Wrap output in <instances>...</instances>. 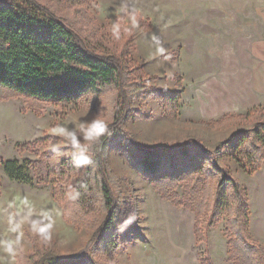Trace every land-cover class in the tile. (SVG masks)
<instances>
[{"label": "rangeland", "instance_id": "rangeland-1", "mask_svg": "<svg viewBox=\"0 0 264 264\" xmlns=\"http://www.w3.org/2000/svg\"><path fill=\"white\" fill-rule=\"evenodd\" d=\"M21 2L65 20L93 51L121 57L129 97L117 80L62 101L0 87V156L18 159L25 170L24 179L11 178L0 163V264H33L27 257L33 250L38 251L35 264L264 263L250 247L251 239L238 237L236 248L230 244L231 219L244 220L245 209L231 184L220 185L228 177L240 182L250 209L248 232L264 244V147L258 136L264 107L252 120L245 118L248 112L208 117L204 111L210 97L201 92L204 78L218 75V59L194 64L188 57L195 47L217 51L221 11L226 4L234 10L235 0ZM245 4L250 10L264 9V0ZM205 6L212 9V23L203 15ZM209 26L214 37L195 43L191 33ZM94 119L108 124V152L101 167L92 159L77 167V150L57 129L79 133L81 124ZM77 138L82 146L92 144ZM191 138L200 141L192 161L175 172L150 177L130 158L140 156L135 147L160 156ZM202 148L211 153L205 157ZM170 176L178 179L156 183ZM104 182L113 199L110 209ZM223 195L228 200L220 210ZM111 209L122 220L120 229L105 227Z\"/></svg>", "mask_w": 264, "mask_h": 264}, {"label": "trees", "instance_id": "trees-1", "mask_svg": "<svg viewBox=\"0 0 264 264\" xmlns=\"http://www.w3.org/2000/svg\"><path fill=\"white\" fill-rule=\"evenodd\" d=\"M123 65L121 57L97 53L88 48L82 42L76 29L54 14H39L25 7L21 0H0V87H8L17 93L32 97L62 101L80 98L117 80L124 96L128 98L129 91L125 88L127 74ZM142 87L144 88L143 83ZM178 96L177 94L175 98ZM260 111V108H254L245 115V118L252 120L254 115ZM223 121L224 118L213 123L220 124ZM258 124V136L264 147V121ZM244 141L243 138L239 142L240 145ZM199 143V140L187 139L170 149L167 154L160 156L154 155L147 148L135 147L140 156H130V158L140 167L141 172L150 177L165 171L175 172L180 166L192 161L193 147ZM109 145L103 135L100 140L88 147L92 154L91 159L94 160L93 163L97 162L101 167L103 155L108 152ZM19 149H25L24 145H19ZM210 153L209 149H201V154L205 157ZM0 163L4 165L11 178H25V170L18 159L3 160L0 156ZM260 166L261 163L257 164L254 169H259ZM175 178L178 179L176 176L161 178L156 183L161 184L160 182ZM227 183L231 184L237 197V203L244 204L245 209L244 220L231 219L233 235L230 244L236 248L237 238L245 236L251 239L250 247L264 258V244L251 238L248 232L250 209L242 192V186L234 177L222 178L220 181V185ZM102 189L107 207L110 209L113 207V199L106 182L102 184ZM224 196L219 201L220 210L224 209L228 200ZM121 222L122 220L116 218L111 209L105 227L111 229L116 224L114 229H120ZM195 230L197 241L202 240L203 231L198 220ZM239 250L244 252L242 248ZM37 253L38 251L33 250L27 255L30 260H33V264H35ZM54 264L93 263L83 260L73 263L57 261ZM201 264L211 263L207 259L202 260Z\"/></svg>", "mask_w": 264, "mask_h": 264}, {"label": "crops", "instance_id": "crops-1", "mask_svg": "<svg viewBox=\"0 0 264 264\" xmlns=\"http://www.w3.org/2000/svg\"><path fill=\"white\" fill-rule=\"evenodd\" d=\"M247 5L245 0H235L234 10L229 11L226 4V8L221 11L222 24L219 40H216V52L209 48L201 50L200 45V50L195 47L188 54L194 64L202 63L200 59L203 63H213V60L218 59V75L215 73L205 77V90L201 92L210 97L204 111L208 117L221 116L227 112L247 113L251 109L264 107V9L250 10ZM202 10H205L203 15L210 18L209 22L212 23V9L205 6ZM191 34L195 43L214 37L212 26L207 31ZM209 91L211 93L208 95ZM257 173L263 175L262 172ZM261 179L264 182V177Z\"/></svg>", "mask_w": 264, "mask_h": 264}, {"label": "clouds", "instance_id": "clouds-1", "mask_svg": "<svg viewBox=\"0 0 264 264\" xmlns=\"http://www.w3.org/2000/svg\"><path fill=\"white\" fill-rule=\"evenodd\" d=\"M61 134H63L66 139H68L73 147L77 150L73 154V163L75 166L80 167L83 165H88L91 162V158L88 155V145L82 146L80 140L77 138L78 135L82 137L83 140L92 143L97 142L100 138L107 133L108 124L106 121L101 119H94L87 124H81L79 126V133L74 130H66L64 128L57 129Z\"/></svg>", "mask_w": 264, "mask_h": 264}]
</instances>
